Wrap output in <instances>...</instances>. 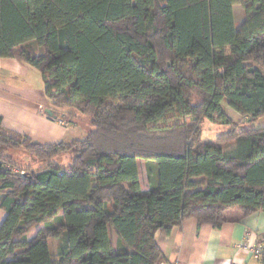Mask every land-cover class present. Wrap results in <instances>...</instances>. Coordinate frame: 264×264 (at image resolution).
Here are the masks:
<instances>
[{
  "label": "trees",
  "instance_id": "16d2710c",
  "mask_svg": "<svg viewBox=\"0 0 264 264\" xmlns=\"http://www.w3.org/2000/svg\"><path fill=\"white\" fill-rule=\"evenodd\" d=\"M1 58L39 70L52 108L77 113L62 122L91 128L40 144L0 115V264H161L157 236L184 221L264 212V127L224 110L264 116V0H0ZM205 120L231 133L203 140Z\"/></svg>",
  "mask_w": 264,
  "mask_h": 264
},
{
  "label": "crops",
  "instance_id": "0c3cea01",
  "mask_svg": "<svg viewBox=\"0 0 264 264\" xmlns=\"http://www.w3.org/2000/svg\"><path fill=\"white\" fill-rule=\"evenodd\" d=\"M235 14L238 21L237 6ZM47 108L54 109L46 97L40 71L15 58H1L0 115L6 130L27 135L40 144L68 143L85 137L86 131L80 126L46 115L44 111ZM60 112L72 117L75 115L69 111ZM25 160L32 159L26 157ZM139 166L142 189L146 191L149 185L143 183ZM6 216V211L0 206V226ZM110 237L116 244L114 230H110ZM263 238L264 212H259L240 222L225 223L221 228L207 223L200 225L196 218H191L184 221L182 227L174 228L171 234L158 235L157 242L165 263L232 264V260L238 258L244 264H264V258L237 252L239 244H255Z\"/></svg>",
  "mask_w": 264,
  "mask_h": 264
},
{
  "label": "rangeland",
  "instance_id": "374dc122",
  "mask_svg": "<svg viewBox=\"0 0 264 264\" xmlns=\"http://www.w3.org/2000/svg\"><path fill=\"white\" fill-rule=\"evenodd\" d=\"M246 16L245 10L243 9V7L241 5L237 6V25L236 27L239 29L242 25V19H244ZM41 76L42 73L40 72ZM224 110L226 113H228L231 118L234 120L235 123L239 124L238 130H246V129H258V128H262L264 127V116L255 120V121H246L245 118H243L240 114H238L237 112H235L234 110H232L227 104L226 102H224ZM71 113H75L71 111ZM68 118L70 119L72 116L69 114ZM79 117V118H78ZM78 120H79V124H80V128H82L84 131L88 132V130L91 128L90 127V123L88 122V118L86 117H82L79 116L78 114ZM88 122V123H87ZM203 127V132H202V136L201 138L203 140H207V139H216L220 136H224L227 134L231 133V128L229 126H220V125H216L211 123L208 120H205L202 124ZM231 144V145H230ZM229 145H227L226 150L233 148L234 145H232V143H230ZM27 155L26 154H22V162L23 164H32L33 167L35 168H39L43 165V162L41 161H33V160H24V158H26ZM29 157V156H28ZM58 160L63 163V164H67L70 161V157L67 154H63L62 156H60L58 158ZM144 160H140V165H141V172H142V180L144 184H148V177H147V173H146V166H145V162H143ZM145 186V185H144ZM50 250H51V257H52V261L54 263H56L58 261V257H57V241L54 239H51L50 241Z\"/></svg>",
  "mask_w": 264,
  "mask_h": 264
},
{
  "label": "built area",
  "instance_id": "2783aa9c",
  "mask_svg": "<svg viewBox=\"0 0 264 264\" xmlns=\"http://www.w3.org/2000/svg\"><path fill=\"white\" fill-rule=\"evenodd\" d=\"M61 120V119H59ZM62 121V120H61ZM22 173H24L22 171ZM237 252H245L248 255L254 257V258H264V238L258 240L255 244L252 243H241L237 246ZM161 264H171V263H161ZM232 264H244L243 260H240L238 258H234L232 260Z\"/></svg>",
  "mask_w": 264,
  "mask_h": 264
},
{
  "label": "water",
  "instance_id": "95a60500",
  "mask_svg": "<svg viewBox=\"0 0 264 264\" xmlns=\"http://www.w3.org/2000/svg\"><path fill=\"white\" fill-rule=\"evenodd\" d=\"M45 114L52 117L53 119H69L68 115H66L65 113H62L58 110L55 109H51V108H47L45 109ZM0 166H1V162H0Z\"/></svg>",
  "mask_w": 264,
  "mask_h": 264
}]
</instances>
